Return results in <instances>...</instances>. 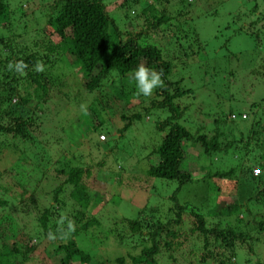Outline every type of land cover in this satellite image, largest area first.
I'll return each mask as SVG.
<instances>
[{"label":"rangeland","instance_id":"rangeland-1","mask_svg":"<svg viewBox=\"0 0 264 264\" xmlns=\"http://www.w3.org/2000/svg\"><path fill=\"white\" fill-rule=\"evenodd\" d=\"M2 1L9 9V17H2L1 43L33 49L34 41L38 40L41 49L39 39H45L44 35H39V30L29 32L28 27L43 25L46 5L52 0ZM119 2L110 1L108 10ZM155 3L157 8L163 5L167 9L169 22L173 24L160 25L144 41L162 47V58L170 63L167 78L189 89L173 101L183 108L177 122L191 133L210 137L214 120L218 119V141L222 146L232 138L245 140L252 125L260 129L257 139H251L245 150L230 147L223 152L222 148L211 152L207 161L198 159V143L187 142L184 169L193 173V181L176 193L177 201L198 207L208 226L213 222L242 224L251 236L252 251L241 248L236 263L243 251V256L250 259L248 264H264V135L259 137L264 132L260 127L264 124V75L261 74L264 72V0H168L166 6L162 1ZM130 18L119 17V27L129 30L133 25L128 23ZM137 19V25H141ZM24 24L27 27L22 28ZM83 81L75 72L71 81L64 79L63 93L54 87L48 89L47 100L37 110L40 115L37 127L31 131L33 143L15 142L14 149H0V199L8 206L0 207V215L2 211H10L1 217L0 241L19 251L25 245H36L34 252L15 253L24 264H52L54 257L42 253L47 237L41 233L38 240L33 239L40 234L35 219L52 203V189L65 179L60 172L64 165L88 168L89 173L81 176L80 183L88 193L100 198L97 205L83 210L86 216L93 215L98 224H92L82 238H77L79 248L91 257L88 264H118L115 261L118 257L123 259L119 264H131L128 255L137 250L132 245L145 231L131 237L121 221L134 218L143 208V219L149 214L163 218L172 204L169 196L174 191V182L144 175L148 163L155 162L151 150L166 131L156 128L155 123L163 120L168 111L142 112L149 99L143 95L125 101L118 90L124 87L129 91L135 86L127 75L119 77L114 71L109 72L90 93L83 88ZM64 92L69 93L68 97ZM81 105L87 106L88 114H84ZM133 112L141 113L140 118L119 132L124 123L121 114ZM241 114L246 116L241 118ZM100 135L104 136L103 140H99ZM197 159L205 168L199 167ZM20 164L24 167L17 169ZM228 168L235 169L231 177L238 183L233 194L237 211L231 217L215 218L208 213L219 204V197L230 195L226 190H214L213 182L204 174ZM252 168H258V173L250 174ZM68 192L66 184L59 194L56 224L50 228L53 232L61 217L68 218L71 208L77 205ZM190 220L183 213L179 228L183 236L174 240L180 244L173 243L168 252L160 247L157 264L198 262L196 252L201 251V239L186 234ZM169 253L172 259L166 257ZM240 264L246 263L242 260Z\"/></svg>","mask_w":264,"mask_h":264},{"label":"trees","instance_id":"trees-1","mask_svg":"<svg viewBox=\"0 0 264 264\" xmlns=\"http://www.w3.org/2000/svg\"><path fill=\"white\" fill-rule=\"evenodd\" d=\"M110 1L113 0H52L50 4L46 5V18L43 20V25H37L36 28L28 27L29 32L39 30V35H44L45 39H39L41 49L38 40L34 41L33 49H31L32 46L29 48L26 45L12 48L5 41L1 43L0 39V46L2 44L3 50V54L0 52V137L2 139L0 149L13 148L15 142L24 144L34 142L31 131L37 127L36 121L40 117L37 110H40L47 100L48 89L54 87L63 93L64 79L71 81L75 72L84 78L83 88L87 93H90L97 89L101 80L112 71L119 77L124 75L129 77V74L140 64L162 71L165 86L162 89L154 90L153 95L148 99L147 106L142 107V112H148L150 109H166L169 114L163 120L155 123L156 128L160 130L165 128L166 131L157 147L151 150L155 156V162L148 163L144 175L173 181L175 188L169 196L172 204L167 208V213L165 212L163 218L149 214L143 219V208L134 218H124L121 221V224H124L129 230L131 237L133 234L145 231L144 236L135 238L137 242L132 245V248L137 250L135 254L128 255L130 262L131 264H157L156 255L159 253L160 247L168 252L173 243L180 244L174 240L183 236L179 228L183 222V213H187L191 217L189 222L191 227L186 234L194 236L195 239H201V251L197 250L196 252L198 254L196 264H240L242 260L248 264L250 259L247 255L243 256V248L252 251L251 236L245 232L242 224L213 222L208 226L201 210L189 202L178 203L176 193L193 181V173L184 169L187 142L198 143L197 157L207 161L211 152L215 153L222 148L223 152H226L230 147L237 149L241 147L245 150L251 139H257L260 129L252 125L245 140L232 138L222 146L218 141V119L214 120V129L210 137H206L200 132L191 133L178 123L177 119L181 117L183 108L173 101L183 96L189 89L180 87L177 80L171 81L167 78L170 63L162 58V47L144 41V37H148V33L154 32L160 25L173 24L169 22L171 19H169L170 13H167V9L163 5L157 8L158 5L155 3L162 1L166 6L168 0H153V2L119 0L117 5L108 10ZM4 16L8 19L9 9L0 0V28H3L2 17ZM129 16L131 18L128 23L131 25L133 23L131 28L128 30L124 29V26L119 27L121 25L119 17L127 18ZM171 16L173 17L174 14ZM137 17L141 20V25H137ZM25 26L27 27L24 24L22 28ZM53 38L55 39L53 40ZM17 61H23L27 65L23 72L8 69L9 62ZM37 61L43 63V72L35 71ZM261 74L264 75V72ZM118 91L125 101L139 96L136 94L135 86H132L129 91H126L124 87ZM68 94L64 92L67 97ZM251 107H253V103ZM91 108L90 104L89 109ZM140 114L137 112L126 116L121 114L120 118L124 123L119 128V132L127 129L134 120H138ZM260 127L264 131V124ZM262 135L264 132L259 137ZM198 159L195 160L196 163H198ZM198 164L200 168L202 166L205 168L204 164ZM20 167L24 166L20 164L17 169ZM31 169L32 167L29 171ZM256 169L258 170V168ZM60 172L65 176V179L58 182L52 189L50 193L52 203L36 216L35 220L40 234L32 236L37 240L41 233L47 237V232L54 227L58 204L61 203L59 194L62 192L63 186L67 184L69 185L68 196L76 202V207H78L71 208L68 214V219L75 222V231L67 240L52 241L47 238V246L42 253L47 257H54L52 264H88L91 257L79 248L77 238H82L92 224H98L93 215L86 216L85 213L83 214V210L89 206L97 205L100 198L96 194L88 193L80 183L81 176L89 173L88 168L64 165V169ZM234 173V168H228L214 173L207 171L204 174L206 179L213 182L214 190H226L233 197V199L230 196L219 197V204L215 205L208 215L215 218L231 217L236 213L237 206L234 203L235 196L233 194L238 183L231 177ZM215 178L218 181H215ZM40 191H42L41 188ZM89 201H91L90 204H88ZM52 204L55 205L53 206L55 209L51 207ZM2 206H7V202L0 199V207ZM3 212H1L0 220L10 211L4 212L5 214ZM236 242L242 246L239 244L237 246ZM35 248L36 245L28 244L19 251L14 247L8 248L4 242L0 241V264H24L22 259L19 260L14 256L15 253L34 252ZM241 248L243 251L236 263ZM224 250L228 251L227 255L224 254ZM166 257L172 259L170 253ZM122 260V257L115 259L118 264L122 263ZM194 263L189 262L188 264ZM100 264L103 263L100 262ZM254 264L260 263L255 262Z\"/></svg>","mask_w":264,"mask_h":264},{"label":"clouds","instance_id":"clouds-1","mask_svg":"<svg viewBox=\"0 0 264 264\" xmlns=\"http://www.w3.org/2000/svg\"><path fill=\"white\" fill-rule=\"evenodd\" d=\"M7 67L9 70L23 72L24 69L27 67V65L23 61H17V62H9ZM35 71L37 72L44 71V65L42 62L37 61L35 65ZM162 77H163L162 71L151 69L144 64L138 65L129 74V79L135 82L136 94L143 95L145 97H151L154 93V90L157 88H161V89L164 88L165 81ZM81 109L84 112V114H88L86 105H81ZM244 117L245 114H241V118ZM98 137L99 140L104 139V136L103 138H100V136ZM75 227L76 225L73 220L68 219L67 217H61L56 231L53 232L50 230L47 233V238L52 241H55L57 239L67 240L68 238H70L71 234L75 231Z\"/></svg>","mask_w":264,"mask_h":264},{"label":"built area","instance_id":"built-area-1","mask_svg":"<svg viewBox=\"0 0 264 264\" xmlns=\"http://www.w3.org/2000/svg\"><path fill=\"white\" fill-rule=\"evenodd\" d=\"M100 138H103V136L100 135ZM255 173H258V170H257V169H253V170H252V174H255Z\"/></svg>","mask_w":264,"mask_h":264}]
</instances>
